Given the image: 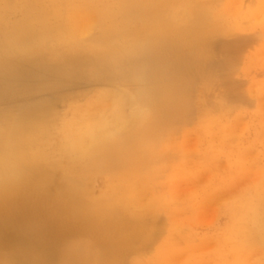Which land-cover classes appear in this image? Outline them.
Returning a JSON list of instances; mask_svg holds the SVG:
<instances>
[{
  "label": "rangeland",
  "instance_id": "obj_1",
  "mask_svg": "<svg viewBox=\"0 0 264 264\" xmlns=\"http://www.w3.org/2000/svg\"><path fill=\"white\" fill-rule=\"evenodd\" d=\"M172 5L168 16L174 14L177 31L205 30L179 40L172 59L136 40L82 52L55 44L0 67V123L42 142H59L55 133L74 105L84 106L106 88L129 90L133 108L150 120L147 127H121L114 144L73 160L84 201L97 212L82 239L68 240L79 258L66 254L59 262V253H47L39 243L32 257L14 253L10 264H264V0ZM100 34L94 28L83 40ZM209 54L224 61L222 83L212 75ZM146 136L155 145L144 167L151 176L119 166L109 178L93 173L101 157L119 163L115 152ZM58 142L42 147L36 141L34 148L41 145L54 156L62 150Z\"/></svg>",
  "mask_w": 264,
  "mask_h": 264
},
{
  "label": "bare ground",
  "instance_id": "obj_2",
  "mask_svg": "<svg viewBox=\"0 0 264 264\" xmlns=\"http://www.w3.org/2000/svg\"><path fill=\"white\" fill-rule=\"evenodd\" d=\"M175 1L0 0V67L23 60L30 52L51 50L55 44L64 51L74 46L82 52L81 49L86 48L93 51L121 48L136 40L154 44L158 50L169 52L168 59H172L179 40L205 31L202 27L177 31L174 14L168 16L169 7ZM12 14L18 15V19L11 21ZM91 27L99 28L100 36L92 41L83 40ZM208 60L214 64L212 75L218 82L223 81L226 78L224 61L212 56ZM134 98L129 90L106 88L84 106L74 105L71 118L67 117L64 122L62 119L63 125L55 133L60 142L59 151L62 149L58 154L55 152L58 156L46 154L41 145L34 148L36 141L43 147L58 142L56 139L42 142L38 135H27L0 123V255L5 257L2 264H10L14 253L32 257L39 243L45 245V252L59 253V257L55 255L59 262L64 261L66 254L79 258L78 251L68 240L82 239L88 230L85 228L95 224L97 212L84 201L86 189L74 176L73 163L75 159L81 158V161L96 155L105 145L114 144L119 135L123 136L121 127L148 126L149 116L133 108ZM125 107L132 108L130 115L124 114ZM161 113L156 110V117ZM96 114L106 119L96 121ZM148 138L116 151L122 157L119 163L103 162L101 157L92 164L93 173L108 177L114 166H119L131 175L151 176L144 173L155 146L153 138L146 141ZM61 160L74 161L63 166L59 164ZM76 166L81 170L85 168L80 164Z\"/></svg>",
  "mask_w": 264,
  "mask_h": 264
}]
</instances>
